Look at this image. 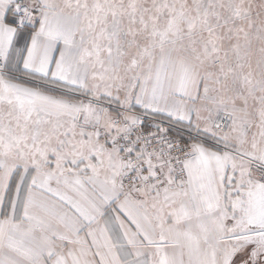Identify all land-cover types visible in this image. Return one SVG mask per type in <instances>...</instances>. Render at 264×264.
<instances>
[{
    "label": "snow or ice",
    "instance_id": "1",
    "mask_svg": "<svg viewBox=\"0 0 264 264\" xmlns=\"http://www.w3.org/2000/svg\"><path fill=\"white\" fill-rule=\"evenodd\" d=\"M0 264H264V0H0Z\"/></svg>",
    "mask_w": 264,
    "mask_h": 264
}]
</instances>
